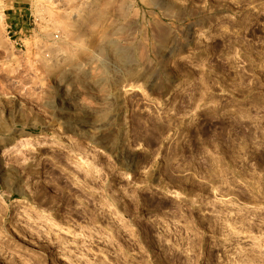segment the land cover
I'll return each mask as SVG.
<instances>
[{
	"label": "rangeland",
	"instance_id": "1",
	"mask_svg": "<svg viewBox=\"0 0 264 264\" xmlns=\"http://www.w3.org/2000/svg\"><path fill=\"white\" fill-rule=\"evenodd\" d=\"M26 1L0 264H264V0Z\"/></svg>",
	"mask_w": 264,
	"mask_h": 264
},
{
	"label": "crops",
	"instance_id": "2",
	"mask_svg": "<svg viewBox=\"0 0 264 264\" xmlns=\"http://www.w3.org/2000/svg\"><path fill=\"white\" fill-rule=\"evenodd\" d=\"M5 1L6 6L3 9L4 19L6 21V27H10L15 35H19L23 31V25L25 24L26 0H1Z\"/></svg>",
	"mask_w": 264,
	"mask_h": 264
},
{
	"label": "built area",
	"instance_id": "3",
	"mask_svg": "<svg viewBox=\"0 0 264 264\" xmlns=\"http://www.w3.org/2000/svg\"><path fill=\"white\" fill-rule=\"evenodd\" d=\"M6 29H7V34L8 35H10V36H13V35H15L14 34V32H13V30L8 26V27H6ZM14 43L16 44V45H19V44H21L20 43V39L19 40H16V41H14Z\"/></svg>",
	"mask_w": 264,
	"mask_h": 264
},
{
	"label": "bare ground",
	"instance_id": "4",
	"mask_svg": "<svg viewBox=\"0 0 264 264\" xmlns=\"http://www.w3.org/2000/svg\"><path fill=\"white\" fill-rule=\"evenodd\" d=\"M13 148V147H12Z\"/></svg>",
	"mask_w": 264,
	"mask_h": 264
}]
</instances>
